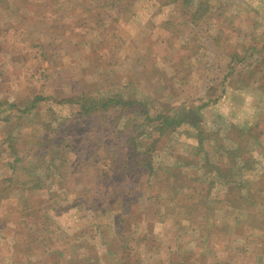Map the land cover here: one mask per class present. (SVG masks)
I'll use <instances>...</instances> for the list:
<instances>
[{
	"label": "rangeland",
	"instance_id": "374dc122",
	"mask_svg": "<svg viewBox=\"0 0 264 264\" xmlns=\"http://www.w3.org/2000/svg\"><path fill=\"white\" fill-rule=\"evenodd\" d=\"M175 1L0 0V264H264L203 154L264 200V0Z\"/></svg>",
	"mask_w": 264,
	"mask_h": 264
},
{
	"label": "trees",
	"instance_id": "16d2710c",
	"mask_svg": "<svg viewBox=\"0 0 264 264\" xmlns=\"http://www.w3.org/2000/svg\"><path fill=\"white\" fill-rule=\"evenodd\" d=\"M184 1V0H183ZM172 2H176L175 0H172ZM186 2V0H185ZM210 10V5H209V0H201L200 1V5L198 7H196L193 18L194 20H197L199 18H201L202 16H207V12ZM123 96L122 95H95V94H91V93H85V92H80L77 95L74 96H70L65 98L64 100L67 102H74L76 104L79 105V113L77 114L78 116H82L83 113L86 114H92V112H97V113H103L105 112V110L107 108H110L111 106H123L125 105V101L122 99ZM44 97L39 96L37 98L38 102H40V100H43ZM184 116L187 118H190V120L194 123V119H196L195 117L193 118L192 114L187 110L184 111ZM163 117V116H162ZM169 117H175V116H165L164 121L160 122V127L162 129H166L172 126L173 123L175 122V118H169ZM178 117V116H176ZM196 122V120H195ZM196 124V123H194ZM199 145L200 147L203 146V138L202 135L199 134ZM204 156L206 157V163L205 165L209 166V168L211 169H215V171L217 172V174L219 175L218 178L222 181H224L225 185H227V187L229 188V190L233 193V192H237L239 193V195L237 196V194L235 195V197H239L241 198L240 201H234V198L227 197V199L223 202L225 203H232L231 207H234L235 209L239 210V212H244L246 214V223L248 226H250L251 220H253L254 217H257V215H261L262 212V207L264 205V200L262 199V197L259 195V193H255L253 191V189H251V186L248 185L247 182H249L248 179L246 180H242L240 179H234L235 177L242 175L241 173H239V170L241 169V167H238L234 161L232 162V164L230 165V163H226L224 166H220V165H214L211 164L210 162V157L206 154L203 153ZM238 155L237 151L234 150H228V158H231L233 156ZM17 161H22L21 157H16ZM236 158H234L233 160H235ZM203 166H200V168H202ZM224 169H228L227 172L224 171ZM26 170V169H25ZM181 171H185L188 173L187 169H181ZM24 176V178H23ZM37 178V175L29 172L28 170L23 171L20 170L19 171V182L21 185H27L30 182H35V179ZM202 179H204V177H202ZM39 181V179H38ZM209 184V187L207 188V192L209 193V189L211 188V186L213 185V180L210 179L209 181H207ZM35 187H40L41 183L35 182L34 183ZM3 188L2 190L4 191ZM241 189V190H239ZM112 191H115L114 189H112ZM112 191H108L106 192L105 189V193L102 192H98L97 195L102 194L101 198L105 199V196H107L110 192ZM254 199V200H253ZM200 202H204V211L207 213H210L211 211L215 212V204L217 201L215 198L212 200H204V201H194L191 204L190 209L196 208L199 206ZM220 202H222V200H220ZM238 202V203H236ZM230 205V204H229ZM259 223V222H258ZM122 224L121 223H117L115 222V225H119ZM262 227V226H261ZM96 260V259H95Z\"/></svg>",
	"mask_w": 264,
	"mask_h": 264
}]
</instances>
